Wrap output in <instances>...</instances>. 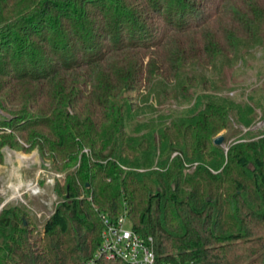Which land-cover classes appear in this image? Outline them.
Returning <instances> with one entry per match:
<instances>
[{
  "label": "trees",
  "instance_id": "trees-1",
  "mask_svg": "<svg viewBox=\"0 0 264 264\" xmlns=\"http://www.w3.org/2000/svg\"><path fill=\"white\" fill-rule=\"evenodd\" d=\"M263 26L264 0H0V149L18 134L74 167L41 232L0 211V264H85L102 214L151 235L158 262L264 264V136L226 155L212 139L255 109L205 92ZM148 96L193 102L171 117Z\"/></svg>",
  "mask_w": 264,
  "mask_h": 264
},
{
  "label": "rangeland",
  "instance_id": "rangeland-1",
  "mask_svg": "<svg viewBox=\"0 0 264 264\" xmlns=\"http://www.w3.org/2000/svg\"><path fill=\"white\" fill-rule=\"evenodd\" d=\"M261 30L262 32H259L261 35L256 38L247 39L245 37L236 51L228 49V55L223 56V64L211 63L212 68L208 66V74L220 75L221 81L216 87L209 86L205 90L206 93L227 96L240 104L249 103L255 109V117L249 125L239 123L236 120L237 115L230 112L227 116L229 120L227 127L212 135L213 140L219 136L223 137L219 146L225 155L228 149L236 143L257 140L264 136V114L262 113L264 106V26ZM220 65H222L221 68ZM139 91L141 94L135 91L128 94L135 96L134 101L140 104L145 100L146 95L142 94L146 92L143 88ZM197 91V93L201 92ZM154 96L147 98L157 107V99H154ZM201 101H205V98ZM192 102L193 100L189 99L183 102L171 99L165 101L163 105H158L157 108L168 115L170 113L171 117H176L184 114L185 108L189 107ZM0 113H2L1 110ZM7 126L8 124L3 125L0 121V129L4 128L6 133H10L9 126ZM12 135L13 140L16 141L15 144L13 146L5 144L0 149V211L4 208H19L33 224L34 234H37L43 230L45 221L62 200L56 192L57 185L64 183L66 174L74 167L60 169L51 158L42 155L38 147L29 148V145L18 134L14 136L12 133ZM84 152L89 153V150L84 148ZM194 166L195 163L192 167Z\"/></svg>",
  "mask_w": 264,
  "mask_h": 264
},
{
  "label": "built area",
  "instance_id": "built-area-1",
  "mask_svg": "<svg viewBox=\"0 0 264 264\" xmlns=\"http://www.w3.org/2000/svg\"><path fill=\"white\" fill-rule=\"evenodd\" d=\"M101 220L103 227L100 233V243L93 256L85 264H94L96 259L100 258L125 264H175L157 261L153 237L134 231L126 214L116 219H110L102 214ZM184 264L195 263L186 262Z\"/></svg>",
  "mask_w": 264,
  "mask_h": 264
},
{
  "label": "water",
  "instance_id": "water-1",
  "mask_svg": "<svg viewBox=\"0 0 264 264\" xmlns=\"http://www.w3.org/2000/svg\"><path fill=\"white\" fill-rule=\"evenodd\" d=\"M223 141V137L222 136H219V137H216L214 139V143L217 144V145H220Z\"/></svg>",
  "mask_w": 264,
  "mask_h": 264
}]
</instances>
